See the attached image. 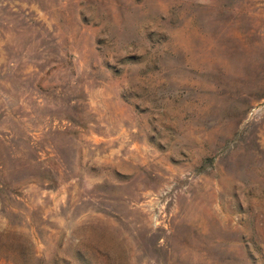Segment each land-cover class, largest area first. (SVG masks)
Here are the masks:
<instances>
[{"label": "rangeland", "instance_id": "obj_1", "mask_svg": "<svg viewBox=\"0 0 264 264\" xmlns=\"http://www.w3.org/2000/svg\"><path fill=\"white\" fill-rule=\"evenodd\" d=\"M0 164V264H264V0H0Z\"/></svg>", "mask_w": 264, "mask_h": 264}, {"label": "trees", "instance_id": "obj_2", "mask_svg": "<svg viewBox=\"0 0 264 264\" xmlns=\"http://www.w3.org/2000/svg\"><path fill=\"white\" fill-rule=\"evenodd\" d=\"M36 159H39V156L35 154V156H33V161ZM0 168H2V165L0 164ZM0 185H3V182L0 181Z\"/></svg>", "mask_w": 264, "mask_h": 264}]
</instances>
